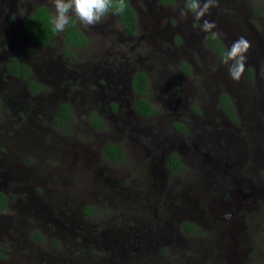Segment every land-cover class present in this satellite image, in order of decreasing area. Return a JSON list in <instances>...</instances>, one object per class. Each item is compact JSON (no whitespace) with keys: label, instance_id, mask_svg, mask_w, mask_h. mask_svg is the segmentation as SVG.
Segmentation results:
<instances>
[{"label":"flooded vegetation","instance_id":"flooded-vegetation-1","mask_svg":"<svg viewBox=\"0 0 264 264\" xmlns=\"http://www.w3.org/2000/svg\"><path fill=\"white\" fill-rule=\"evenodd\" d=\"M162 1L128 0L136 16L133 34L121 14L110 11L99 24L85 27L70 13L66 28L39 44L29 33L31 19L46 9L53 21V0H0V194L6 199L0 231L9 239L0 247V264H264V106L253 104L264 95L257 82L264 37L251 39V17L262 18L247 0H217L206 16L217 27L205 33L202 20L191 12L181 15L187 0ZM251 1L255 8L262 2ZM72 24L85 43H65ZM241 36L251 48L236 82L222 59ZM214 40L224 53L214 49ZM137 42L142 55L134 50ZM144 47L148 60L141 58ZM137 74L148 79L144 95L136 90ZM151 88L174 91L170 101L178 112L171 121L178 123L170 128L147 98ZM107 99L117 105L93 114L91 125L102 129L101 117L122 119L120 130L135 124L139 161L128 164L122 179L106 163L113 185L92 178L91 187L83 179L75 188L70 178L81 167L91 169L101 152L88 148L76 154L73 149L81 145L73 144L72 162L61 168L45 160L42 143L30 142L34 130L28 123L39 114L43 123L51 118V125L33 135L43 142L55 135L52 150L68 147L62 131L74 111ZM141 100L152 115L138 111ZM143 138L153 146L143 145ZM106 156L120 163L126 154L117 143ZM80 158L85 163L78 166ZM55 178L56 187L45 193ZM63 192L69 198L59 206L54 195ZM96 197L112 208L113 220L103 228L96 226L98 210L86 205ZM48 240L50 246L61 244L62 252L46 250Z\"/></svg>","mask_w":264,"mask_h":264},{"label":"rangeland","instance_id":"rangeland-1","mask_svg":"<svg viewBox=\"0 0 264 264\" xmlns=\"http://www.w3.org/2000/svg\"><path fill=\"white\" fill-rule=\"evenodd\" d=\"M245 1V0H243ZM262 2H260V4L256 3V8L255 5L253 4V2L251 1V3L249 2V0L245 1V4L248 6V8H251V12H254L255 15L260 16L261 22L264 23V0H261ZM251 5V6H250ZM237 6V5H236ZM235 6V7H236ZM260 10V14L258 13V9ZM256 10V11H255ZM232 19H234V16L231 17ZM204 19H207L206 17H204ZM230 21V18H228ZM232 21V20H231ZM251 21L254 25V27H252L251 25V39L256 40V36L258 38L261 39V41L263 40L264 37V27L263 24L260 25L261 22L258 21H254L253 18L251 17ZM196 26V25H195ZM262 26V27H261ZM196 28H198L196 26ZM256 29V31L254 30ZM196 33V32H195ZM199 34V33H196ZM263 42V41H262ZM230 44V42H228ZM263 44V43H262ZM134 46V50L136 48V50H139L140 55H142V51L140 50V44H138V42L136 44L133 45ZM263 47V46H262ZM261 47V48H262ZM146 48L144 47V50ZM149 48L146 49V52L144 53V55L141 58H145L148 60V58H150V54L148 53ZM262 51L264 52V48L262 49ZM126 54H129V51H126ZM260 61L256 63L257 66H260ZM263 63V62H262ZM253 67V66H252ZM259 77H258V86L260 87V90L263 89L264 90V63H263V71L259 70L258 71ZM194 91V89L192 90V92ZM174 93L173 90H163L161 92H155L152 88L149 89L147 98L150 99L151 102H153V105L155 106V108L157 109L158 115H159V119L165 118L167 121L165 122L167 127H171V125L174 123H178L177 121H171L174 120L175 118H171L173 116L174 113H177L178 111V107L176 105V102L174 101H170L171 98H173L172 94ZM101 98H103V96H100ZM190 99V98H189ZM107 100L103 101V105L102 102L99 101L95 102V106L91 103L89 106H86L85 108H81L79 107L78 111H74L73 113V117L70 121L66 122L64 124V130L62 131V135L66 138H68L69 141V146L68 147H64L62 145L61 148L59 149V146L52 150L50 147H53L54 145V137L55 135L49 136V142H43V136L41 135H33V133H39V131H41L43 129V126H49L51 125L52 119L47 117L50 121V123L47 124L43 123V116L41 114H39V116H37L36 118L33 117V119L30 120V123H28V127H31L34 132L32 133V136L30 137V142L31 143H42V145L40 147L44 148L42 149L45 153L44 158L47 162H51V164H55L58 166H61V168H66L68 166V164H70L72 162L73 159V152H75L76 154H78L79 151H81L82 149H92L94 152L96 151H100V155L99 157H96L94 166L90 169H86L84 170V167L80 168V171H78V175L75 176L74 178H70V181L68 182V184L74 185L75 188L77 187V184L83 183V182H88V184L90 185V181H92V178H96V180L103 182L105 184H111L113 185L114 182H111L110 180H108L107 178V171L105 170V165L106 163H109L108 166H110L112 168V170L114 171V173L118 174L119 178H123V174L126 173V168L128 167V164L131 165H135L137 166V162L139 161L138 159V152L136 148V143L139 142L138 140V133L137 132H133V128H137V126L130 125V126H126L124 129L120 128L122 127V125L124 124L122 122V119H118L117 120H111L108 122H105L103 117L100 118V120L103 121L104 123V129H97L95 127H93L92 121L93 119H95V117L93 116V114L95 115H99V110H101V112L103 114H107L108 111V107L111 105H117L115 103V101H110L109 103L107 102ZM254 105H262L264 106V95L261 92V95L256 97V99L253 102ZM99 105H102L101 107H99ZM180 109V108H179ZM48 112H46L45 115H47ZM169 115V116H165V115ZM118 116V115H117ZM55 117V115H54ZM97 118V117H96ZM99 119V118H97ZM17 121V119H16ZM262 123H264V119H262ZM143 126V125H142ZM141 126V128H142ZM146 130H150V128H147L145 125ZM143 130V128L141 129ZM168 130V129H166ZM173 134V132H172ZM162 135V134H161ZM173 137H179L177 134H174ZM134 139L136 141H134ZM42 140V141H41ZM51 140V141H50ZM27 146L29 145V143L27 141H23ZM102 142V143H101ZM120 145L123 148V152L126 154V157L124 156V160L116 163H111V161L107 158L106 156V151L107 149H109L110 145L112 144H117ZM81 145V146H77L76 148L73 149L72 152V147L71 145ZM143 145L146 146H150L152 147L153 145H151V143H148L146 141L145 138H143ZM139 147V146H138ZM262 153H264V148H262ZM136 153V154H134ZM60 158H62V160H60ZM90 158V157H89ZM85 159L80 158L79 162H78V166H80V164H84ZM36 163H42L41 160H36ZM33 165H28L26 164L25 167H30ZM94 174V175H93ZM86 180V181H80V180ZM89 179V180H88ZM54 181V185L53 186V182H49L46 189H45V193H47L48 191L54 189V187H56V178L53 180ZM110 185V186H111ZM91 187V185H90ZM87 190H89V188H86ZM83 195H85L87 192L85 191H81ZM72 193V192H71ZM80 193V192H79ZM75 194H72V197ZM40 197L43 196V194H39ZM80 196V194H79ZM67 198H69L67 196V193L63 192L60 196L55 194L54 195V199L57 203V205L60 206V202H64ZM102 201L101 198H97L96 197V201H92V204H86L87 206H91L93 207L95 210H98L99 217H98V221L96 222V226H100L103 228V226L112 221L113 220V216L111 215L110 211H111V206H109L108 204L104 203V202H100ZM81 208H79L80 210ZM22 210V214L25 212L24 209H20ZM24 211V212H23ZM16 212V210H15ZM106 212H109L110 214H106ZM18 213V212H16ZM116 214V213H113ZM118 216V213H117ZM25 229V228H24ZM103 231V229H102ZM102 231L100 233H102ZM30 232V231H29ZM40 233V231H39ZM32 234V231H31ZM5 242L7 245V241H9L8 239V234H3V231H0V247L3 244L2 242ZM99 241V240H98ZM97 241V243H98ZM101 241H103V238H101ZM52 241L48 240L47 244L48 246H45L44 248L46 250L51 249V250H59V252H62L63 247L61 244H58V246L54 247V246H50ZM14 248H17V246H14ZM95 249L93 246H90L89 250L91 249Z\"/></svg>","mask_w":264,"mask_h":264},{"label":"clouds","instance_id":"clouds-1","mask_svg":"<svg viewBox=\"0 0 264 264\" xmlns=\"http://www.w3.org/2000/svg\"><path fill=\"white\" fill-rule=\"evenodd\" d=\"M53 4L56 12L53 24L55 29L61 32L70 22V13L78 17L83 26L89 27L99 24L110 11L118 15L127 7L125 0H116V3L113 0H53ZM216 5L217 0H187L186 8L182 10L181 15L187 16L191 12L194 20H202L200 31L213 32L217 27L216 24L204 17L210 15V9ZM213 34L218 35V33ZM250 48L251 43L241 36L231 44L222 59V63L228 66L230 78L236 82L240 81L245 72Z\"/></svg>","mask_w":264,"mask_h":264},{"label":"trees","instance_id":"trees-1","mask_svg":"<svg viewBox=\"0 0 264 264\" xmlns=\"http://www.w3.org/2000/svg\"><path fill=\"white\" fill-rule=\"evenodd\" d=\"M113 2L116 3V0H113ZM162 2L173 3L174 0H163ZM125 4L127 5V7L125 11L120 14L124 19L126 28L133 34L136 29V16L133 10L131 9V7L129 6L128 0H125ZM258 13H260V10H258ZM37 15L39 16L33 17L31 19L29 33L33 35V37L39 44H45L48 43L52 37L56 36L58 31L55 29L52 21V17H50L46 9L40 10V12ZM70 28L73 29L66 34L65 43H70L72 46H77L86 42L85 37L76 28L75 24H72ZM214 41H215L214 49L218 52L220 51L224 53L225 49L222 46L223 44H221L219 40H214ZM135 87L140 95H144L148 91L149 82L144 74L136 75ZM138 111L144 115H152L154 113L153 108L144 100L140 101ZM63 115L65 116V113H63ZM110 152L113 155H117L119 153V149L111 148ZM5 203H6L5 197L2 194H0V208H4ZM89 214L92 213L89 212Z\"/></svg>","mask_w":264,"mask_h":264},{"label":"water","instance_id":"water-1","mask_svg":"<svg viewBox=\"0 0 264 264\" xmlns=\"http://www.w3.org/2000/svg\"><path fill=\"white\" fill-rule=\"evenodd\" d=\"M252 41H253V42H256L257 40H253V39H252Z\"/></svg>","mask_w":264,"mask_h":264}]
</instances>
